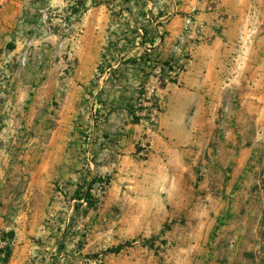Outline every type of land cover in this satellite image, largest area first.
I'll use <instances>...</instances> for the list:
<instances>
[{"label":"rangeland","instance_id":"obj_1","mask_svg":"<svg viewBox=\"0 0 264 264\" xmlns=\"http://www.w3.org/2000/svg\"><path fill=\"white\" fill-rule=\"evenodd\" d=\"M51 1L29 0L28 7L24 8L23 16L34 18L32 32L37 40L43 42L42 38L49 39L60 28L69 31L73 42H77L82 34L83 57L90 60L100 46L104 49L100 56L103 64L104 61L109 64L113 60L112 51L118 50L110 52L106 49L108 46L116 47L137 40L131 30L135 25L141 27L143 24L142 8L154 14L147 19L154 28L155 14L159 15L161 8L165 16L164 25H167L173 16L171 8L181 2L69 0L64 7H57L52 6ZM206 1L205 11L217 12L218 18L223 20L222 24L211 26L221 36H226L225 23L228 20L240 24L250 14L252 22L264 21V0ZM143 2L145 5L141 6ZM32 4L33 12L30 10ZM79 6L80 10L76 11ZM246 7L250 8L247 14ZM61 8L62 11L59 10ZM198 10H192L188 20L193 26L185 29V34L204 40L206 31L203 24L197 25ZM236 31L234 40L240 44L245 35L239 28ZM156 37L161 41L169 37V31L164 30ZM7 48V41L0 36V124L5 116L8 122L15 121V117L24 120L27 117L26 109H23L22 115L15 114L11 107L15 100L13 77L23 67L13 54L8 62L6 58H1ZM43 54L46 52L42 51L41 56ZM74 64V58L65 62L62 70L64 78L73 73ZM99 67L97 65L96 72H93L89 87L94 86L99 78ZM24 69L28 74L36 71L31 66H24ZM47 69L49 67L43 63L40 72L44 73ZM86 72L87 67L83 66V73ZM62 97L54 101V110L48 111L50 118L44 122L43 133L39 134L36 126L28 124L16 128L10 127L11 124L6 128L0 126V165L4 172L0 181V264H4L3 250L7 246L12 250L7 264H264V191L256 189L264 178L258 175L249 178L253 187L249 196L254 200L252 207L242 205L248 194L240 186L227 193L220 189L205 193L197 188L192 191L183 185L175 186L173 179L158 175L150 166L147 161L151 153L150 143L138 138V157L125 170H118L111 164L113 161L106 159V153L111 148L102 149L96 156L94 146H86L80 149V155H83L82 176L78 174L80 168L73 169L65 161L37 176L36 155L47 153V142L55 128ZM140 98L138 95L134 103L137 108ZM95 99L93 93L84 92L79 107L83 114L80 113V116L89 115L94 123L103 124L105 113L99 111ZM144 100L145 106H148ZM152 100L156 101V97ZM43 109L41 105L40 111ZM148 110L138 109L137 113L144 112L146 116ZM226 111L217 114L218 126L225 123ZM85 123L89 124L84 118L78 126L83 127ZM126 125L127 119L122 117L118 131L109 139L113 142L111 147L116 148L117 145L121 148V136L126 134ZM80 134L78 138L90 142V135L83 134V131ZM103 140L96 139L101 144ZM143 146H148L146 155L140 154ZM211 148L216 159L225 155L230 157L217 142ZM93 153L95 157H92ZM209 160L208 152L204 154L203 151L201 162L195 168L208 169ZM250 168H264V147L255 155ZM70 173L76 174V177H69ZM95 177L109 178L110 182L105 186L97 181L90 190ZM217 183L221 184L219 179L211 184L216 187ZM89 191L90 195L87 194ZM248 212L253 214L249 222L244 217ZM239 231L245 232L247 238L236 247L234 236ZM129 241L133 242L132 245L119 253L107 251Z\"/></svg>","mask_w":264,"mask_h":264},{"label":"crops","instance_id":"obj_2","mask_svg":"<svg viewBox=\"0 0 264 264\" xmlns=\"http://www.w3.org/2000/svg\"><path fill=\"white\" fill-rule=\"evenodd\" d=\"M66 1L69 0H52L51 5L64 7ZM28 3L29 0H0V36L8 45L1 58L8 62L13 54L23 67L13 77L15 100L11 107L15 114L23 115V109L27 114L25 120L15 117V121L10 122L5 116L0 126L6 128L11 124L10 127L16 128L28 124L36 126L39 134L43 133L44 122L50 118L48 111L54 110V101L65 94L57 109L47 153L36 155L37 176H42L47 168L51 170L61 161L68 162L73 169L80 168L77 171L82 176L80 149L86 146H94L96 156L102 149L111 148L106 159L113 161L111 164L118 170H125L138 157L136 140L143 138L151 146L148 163L158 175L173 179L175 186L183 185L192 191L197 188L205 193L219 189L227 193L240 186L248 194L242 205L253 206L254 200L249 198L253 191L249 178L257 175L264 178V168H250L255 155L264 147V21L252 22L250 14L240 24L228 20L224 37L211 29L214 23L222 24L223 20L218 18L217 12L205 11L206 0H181L171 8L173 16L169 24L164 25L162 8L154 17L155 34L166 30L169 37L153 45L140 42L138 37L131 43L108 46L106 49L110 52L118 50L112 51L113 60L109 64L105 61L103 64L100 56L104 49L100 46L90 60L83 57L82 34L77 42H73L69 31L60 28L49 39L38 41L32 32L34 18L23 16ZM32 5L31 12L34 11ZM196 8L200 9L196 15L197 25L203 24L206 31L204 40L183 35L184 24ZM247 9L245 14L250 12V8ZM142 11L144 22L141 27L154 15L146 9L142 8ZM237 28L245 35L240 44L234 40ZM41 47L46 52L43 56ZM71 58L75 59L73 73L64 78L62 70ZM166 62L182 63L184 69L161 93L162 108L157 116V129L151 132L144 124L133 121L128 106L137 101L140 85L152 82L155 72ZM43 63L49 69L41 73ZM97 65H100L101 73L95 85L89 87L88 82ZM24 66L35 67V73H26ZM83 66L87 67L86 73H83ZM85 91L94 94L95 105L105 113L103 124L94 123L89 115L80 116V101ZM41 105L44 106L42 111ZM225 109L226 121L223 126H218L217 114ZM137 115L140 120L146 117L144 112ZM122 117L127 119L126 134L121 136V148L117 145L114 148L109 139L118 131ZM84 118L89 124L78 126ZM80 131L92 137L89 143L78 138ZM97 137L105 139L103 144L96 141ZM216 142L225 154H230L229 158L225 155L216 159L211 148ZM203 151L204 154L208 152L211 159L209 168L204 171L195 168L201 162ZM2 167L0 165V181L4 177ZM74 176L76 174H69V177ZM217 179L221 184L214 187L211 183ZM259 183L256 189L264 191V181ZM244 217L249 222L253 214L248 212ZM234 237L236 247L247 238L245 232L240 231Z\"/></svg>","mask_w":264,"mask_h":264},{"label":"built area","instance_id":"obj_3","mask_svg":"<svg viewBox=\"0 0 264 264\" xmlns=\"http://www.w3.org/2000/svg\"><path fill=\"white\" fill-rule=\"evenodd\" d=\"M193 24H191L190 20L187 21L185 28H183V35L185 34L186 30L191 28ZM186 29V30H185ZM184 66L182 63H173L171 62L170 66H165L159 68L154 76L153 80L150 83L142 84L139 87V96L141 98H145L146 104L149 106V110L147 111L146 118L144 120H140L142 124L145 125L146 129L154 132L157 129V116L159 111L162 108V98L161 93L165 89V87L174 79H176L179 74L183 71ZM144 91L143 94H141ZM156 97V101L152 99ZM130 116L133 118V115L129 113ZM124 131V128L121 129V132ZM148 151V146H143L140 151L141 155H146Z\"/></svg>","mask_w":264,"mask_h":264},{"label":"trees","instance_id":"obj_4","mask_svg":"<svg viewBox=\"0 0 264 264\" xmlns=\"http://www.w3.org/2000/svg\"><path fill=\"white\" fill-rule=\"evenodd\" d=\"M79 3V2H78ZM80 4V3H79ZM84 4V3H83ZM80 10V6L79 9H77L76 11ZM141 29V30H139ZM137 37H140L139 41L140 42H149L150 44H155L158 40V38L156 37L154 28L151 27V24H147L144 25L142 27H135L131 30ZM163 38V37H162ZM171 62H166L165 66H170ZM164 66V67H165ZM144 91L141 93L143 94ZM138 109L140 111H146L149 109L148 106H145L144 102H143V98H140L139 100V105L138 108L137 106H135L134 104H131L128 106V110L129 112L133 115V121L134 122H139L141 117L139 115H137V111ZM97 181H101V183H103L105 186L110 182L109 178H106L105 180L102 178H93L92 182H91V186H90V190L92 189V185H94ZM87 194H91V192L89 191V193ZM92 203V202H89ZM133 242L129 241L127 243L124 244H119L118 246L115 247H111L109 248L107 251L110 253H119L121 252L125 247L132 245ZM3 252H5V256H4V264H7L9 262V259L12 255V250L10 246H7Z\"/></svg>","mask_w":264,"mask_h":264}]
</instances>
